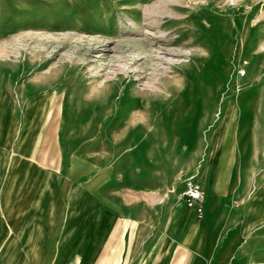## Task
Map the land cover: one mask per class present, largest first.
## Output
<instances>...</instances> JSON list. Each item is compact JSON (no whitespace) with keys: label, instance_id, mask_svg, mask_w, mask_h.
I'll return each instance as SVG.
<instances>
[{"label":"rangeland","instance_id":"obj_1","mask_svg":"<svg viewBox=\"0 0 264 264\" xmlns=\"http://www.w3.org/2000/svg\"><path fill=\"white\" fill-rule=\"evenodd\" d=\"M261 44L264 0H0V98L16 138L10 161L23 166L25 186L40 173L47 186L56 161L57 186L69 187L51 216L62 225H44L48 208L40 226L32 225L38 211L25 209L20 225V211L9 210L0 264H44L60 250L62 263L80 264L84 233L94 230L80 224L97 207L75 191L95 193L113 170L130 171L135 178L124 180L142 187H160L167 174L170 201L204 218L206 234L202 191L201 217L180 198L199 159L231 153L226 141L240 137L238 159L264 184ZM242 106L252 114L238 117Z\"/></svg>","mask_w":264,"mask_h":264},{"label":"crops","instance_id":"obj_2","mask_svg":"<svg viewBox=\"0 0 264 264\" xmlns=\"http://www.w3.org/2000/svg\"><path fill=\"white\" fill-rule=\"evenodd\" d=\"M2 104L0 98L1 243L9 240L6 226L9 225L10 209L20 211L16 213L21 216L17 223L20 225H24V210L32 209L38 211L32 225L40 226L42 223L37 218L39 220V211L45 208L49 209L50 217L44 225H62V219L51 216L56 213L58 193L66 195L69 192L68 186H62V189L57 186L58 178L60 180L62 175L58 177L56 161L54 169H49L47 186L41 185V173L32 176L34 181L31 186H25L23 166L10 161L9 152L16 150L15 143L11 145L9 142L16 138L9 137ZM248 109L251 108L242 106L234 113L238 117L245 113L252 114V109ZM241 140L235 136L229 138L225 145H232L231 153L216 157H209L207 153V157L199 159L196 165L194 172L205 196L204 214L208 220L204 235L200 232L204 218L194 220L191 209L181 201H170L168 176L165 173L160 176V179H164L160 187H142L127 182L124 179L135 178L134 175L130 171L123 174L120 170H113L112 176H105L114 180L98 185L95 193H91L88 186L78 187L75 193L83 198L87 196L88 202L96 200L97 207L96 218L90 221L83 219L80 224L83 228L88 225L94 227L93 231L84 233L80 264L264 263L263 178L252 174L254 167L250 171L244 170L245 165L236 153V146ZM248 141L250 145L251 139ZM245 159L244 156L243 161ZM26 200L30 202L27 205ZM22 240L23 235L20 237ZM202 241L207 245L205 251L201 250ZM56 254L55 259L44 264H65L61 262L62 251Z\"/></svg>","mask_w":264,"mask_h":264},{"label":"built area","instance_id":"obj_3","mask_svg":"<svg viewBox=\"0 0 264 264\" xmlns=\"http://www.w3.org/2000/svg\"><path fill=\"white\" fill-rule=\"evenodd\" d=\"M183 189L180 192V198L188 207L196 210L197 217H201L203 212L202 193L199 182L193 175H188L183 179Z\"/></svg>","mask_w":264,"mask_h":264},{"label":"bare ground","instance_id":"obj_4","mask_svg":"<svg viewBox=\"0 0 264 264\" xmlns=\"http://www.w3.org/2000/svg\"><path fill=\"white\" fill-rule=\"evenodd\" d=\"M226 2L232 3L233 5L237 4L239 0H225ZM258 15V14H257ZM133 26V25H132ZM218 27L221 29V24H218ZM262 49H264V44H261L260 46ZM259 54V53H258ZM127 70V69H126ZM128 71V70H127Z\"/></svg>","mask_w":264,"mask_h":264}]
</instances>
